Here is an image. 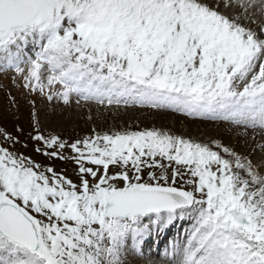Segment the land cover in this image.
Masks as SVG:
<instances>
[{"label": "snow or ice", "instance_id": "6c2138e0", "mask_svg": "<svg viewBox=\"0 0 264 264\" xmlns=\"http://www.w3.org/2000/svg\"><path fill=\"white\" fill-rule=\"evenodd\" d=\"M219 9V0H0V69L40 91L46 70L65 103L74 93L264 130V25L254 31ZM34 139L49 159L74 161L76 180L0 147V264H128L154 230L185 219L194 223L172 246L175 264H264V176L247 157L155 128Z\"/></svg>", "mask_w": 264, "mask_h": 264}, {"label": "rangeland", "instance_id": "374dc122", "mask_svg": "<svg viewBox=\"0 0 264 264\" xmlns=\"http://www.w3.org/2000/svg\"><path fill=\"white\" fill-rule=\"evenodd\" d=\"M241 2L240 0H219V10L229 17H239L241 24L254 31H259L264 23L258 22L253 14H250L253 11L252 7L247 8L246 11L240 7ZM30 51L27 52V55L34 57L35 53ZM21 67L25 68V74H27L28 65L22 64ZM47 76L48 72L42 70L41 81L45 85L44 90L40 91L39 88L33 90L31 87L25 86L27 81L24 79V75L18 74L14 68L0 69V147L22 154L45 167L51 166L58 173L73 180H76L77 165L70 159L64 162L60 159H49L43 155L42 152L51 150L46 148L43 141H36L35 136L42 135L46 139L55 136L71 144L78 139L92 137L96 133L112 134L155 128L192 139L198 143L208 144L212 150L220 151L221 155L224 153L222 149L215 147L216 143L248 158L244 153L247 147L246 142L239 139V135H237L239 131L233 132L231 127L234 126L227 122L214 121V123L201 118L189 117L170 109H155L134 104L125 105L123 102L118 105H109L106 101L103 104H98L94 100L86 101L74 93L70 95L69 102L65 103L62 98L54 94L63 91V89L57 84L47 86ZM49 95H52L51 100L48 99ZM37 148H40L42 152H37L35 150ZM63 151L73 155L70 149L66 148ZM253 154L256 157L252 162L259 170L255 162L264 163V161L255 150H253ZM225 158L228 157L225 156ZM259 172L264 176V169ZM241 175L245 174L241 173ZM245 178L247 177L245 176ZM179 183L178 181L177 186ZM193 223L194 221H192ZM127 243L131 249V239ZM152 252H154L153 248L147 249L146 247L142 249V253L130 254L127 257L128 264H158V260L162 261L161 257L152 255ZM166 252L164 251L163 254L166 255ZM161 263L168 264V261Z\"/></svg>", "mask_w": 264, "mask_h": 264}, {"label": "bare ground", "instance_id": "6f19581e", "mask_svg": "<svg viewBox=\"0 0 264 264\" xmlns=\"http://www.w3.org/2000/svg\"><path fill=\"white\" fill-rule=\"evenodd\" d=\"M243 2L245 1L244 3L247 4L248 3V0H240V2ZM241 2V3H242ZM258 2V0H257ZM258 8V10H256ZM252 10L250 12V14H253V17L255 18V20H258V22H263L264 23V13H262L259 9V6H258V3H257V6H254L252 7ZM229 11V10H228ZM248 16V15H247ZM252 18V17H251ZM36 50H33L31 52H34L35 53ZM33 53V54H34ZM33 56V55H32ZM170 112V111H169ZM178 113V112H177ZM184 117V116H183ZM194 118H198V117H194ZM202 120H205V121H209V122H227L229 124H231V126H234V127H231L232 128V131L235 132V130L239 131L236 132L238 133L237 135H239V139H242L246 142L247 144V147L246 149L244 150V153L245 155L248 156L249 160L251 161H254L255 160V157L254 154H253V150H255L256 152L259 153V157H262L263 161H264V151L261 150V145H264V130H261L260 128H251V127H246L245 125H236V124H233L232 122L230 121H223V120H208V119H202ZM214 122V123H215ZM208 123V122H207ZM224 124V123H223ZM239 128V129H238ZM230 130V129H229ZM230 133V132H229ZM233 136V135H232ZM256 165H258V168L259 170H262L264 169V163H260L259 161L255 162ZM258 170V171H259ZM185 240H186V235H185ZM184 240V241H185ZM159 256V255H158ZM167 258V259H166ZM161 260L162 261H168V263H170L169 261L171 259H169L167 256L165 257V255H163L161 253ZM158 260L157 263L158 264H162L160 261ZM172 262V261H171Z\"/></svg>", "mask_w": 264, "mask_h": 264}, {"label": "trees", "instance_id": "16d2710c", "mask_svg": "<svg viewBox=\"0 0 264 264\" xmlns=\"http://www.w3.org/2000/svg\"><path fill=\"white\" fill-rule=\"evenodd\" d=\"M57 151H59L58 149H57ZM63 155H65V156H71V155H69V154H67V153H65V151H63ZM71 160V159H70ZM62 161H66V160H62ZM72 161V160H71ZM74 162V161H73Z\"/></svg>", "mask_w": 264, "mask_h": 264}]
</instances>
